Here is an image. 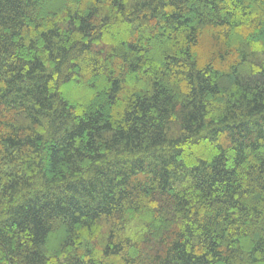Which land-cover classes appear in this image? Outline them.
I'll list each match as a JSON object with an SVG mask.
<instances>
[{
    "label": "trees",
    "instance_id": "16d2710c",
    "mask_svg": "<svg viewBox=\"0 0 264 264\" xmlns=\"http://www.w3.org/2000/svg\"><path fill=\"white\" fill-rule=\"evenodd\" d=\"M0 264H264V0H0Z\"/></svg>",
    "mask_w": 264,
    "mask_h": 264
}]
</instances>
